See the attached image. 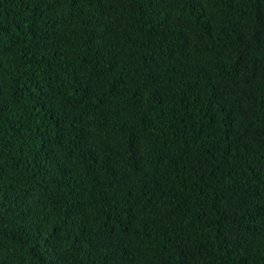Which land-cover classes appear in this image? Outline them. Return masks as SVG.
Wrapping results in <instances>:
<instances>
[{"label":"trees","instance_id":"trees-1","mask_svg":"<svg viewBox=\"0 0 264 264\" xmlns=\"http://www.w3.org/2000/svg\"><path fill=\"white\" fill-rule=\"evenodd\" d=\"M0 264H264V0H0Z\"/></svg>","mask_w":264,"mask_h":264}]
</instances>
